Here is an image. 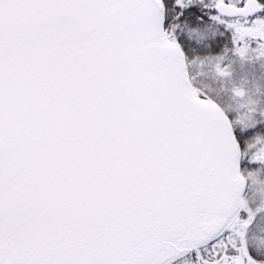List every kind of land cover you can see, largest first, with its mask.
Here are the masks:
<instances>
[{
    "label": "snow or ice",
    "instance_id": "6c2138e0",
    "mask_svg": "<svg viewBox=\"0 0 264 264\" xmlns=\"http://www.w3.org/2000/svg\"><path fill=\"white\" fill-rule=\"evenodd\" d=\"M264 0H0V264H264Z\"/></svg>",
    "mask_w": 264,
    "mask_h": 264
},
{
    "label": "rangeland",
    "instance_id": "374dc122",
    "mask_svg": "<svg viewBox=\"0 0 264 264\" xmlns=\"http://www.w3.org/2000/svg\"><path fill=\"white\" fill-rule=\"evenodd\" d=\"M262 227H264V223H262ZM258 236H264V232L257 233Z\"/></svg>",
    "mask_w": 264,
    "mask_h": 264
}]
</instances>
